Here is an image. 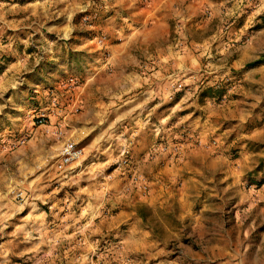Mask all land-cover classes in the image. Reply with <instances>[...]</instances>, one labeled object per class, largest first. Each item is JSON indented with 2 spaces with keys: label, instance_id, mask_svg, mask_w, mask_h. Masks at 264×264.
<instances>
[{
  "label": "rangeland",
  "instance_id": "obj_1",
  "mask_svg": "<svg viewBox=\"0 0 264 264\" xmlns=\"http://www.w3.org/2000/svg\"><path fill=\"white\" fill-rule=\"evenodd\" d=\"M0 264H264V0H0Z\"/></svg>",
  "mask_w": 264,
  "mask_h": 264
},
{
  "label": "built area",
  "instance_id": "obj_2",
  "mask_svg": "<svg viewBox=\"0 0 264 264\" xmlns=\"http://www.w3.org/2000/svg\"><path fill=\"white\" fill-rule=\"evenodd\" d=\"M82 155V149L73 141H66L60 151L57 167L60 171H66L67 168Z\"/></svg>",
  "mask_w": 264,
  "mask_h": 264
},
{
  "label": "trees",
  "instance_id": "obj_3",
  "mask_svg": "<svg viewBox=\"0 0 264 264\" xmlns=\"http://www.w3.org/2000/svg\"><path fill=\"white\" fill-rule=\"evenodd\" d=\"M259 62H261V60H257L256 62H254L253 64H256V63H259Z\"/></svg>",
  "mask_w": 264,
  "mask_h": 264
}]
</instances>
